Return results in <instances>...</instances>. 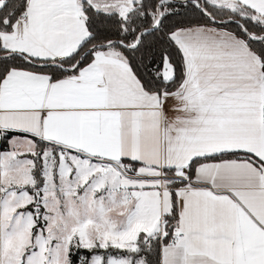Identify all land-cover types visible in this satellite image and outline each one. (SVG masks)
Returning a JSON list of instances; mask_svg holds the SVG:
<instances>
[{
  "label": "crops",
  "instance_id": "crops-1",
  "mask_svg": "<svg viewBox=\"0 0 264 264\" xmlns=\"http://www.w3.org/2000/svg\"><path fill=\"white\" fill-rule=\"evenodd\" d=\"M204 1L248 10L264 23V0ZM82 2L125 19L135 0H25L10 32L0 33V46L42 61L69 56L88 37ZM221 23L170 31L183 78L159 94L142 87L112 46L93 50L85 64L56 79L8 69L0 78V157L24 162L32 178V156L41 146L40 176L44 158L54 171L69 163L70 176L82 169L73 197L95 224L111 216L113 236L104 246L132 247L139 234L160 240L173 197L182 239L159 242L157 264H264V70L245 38ZM159 73L164 81L173 76L165 58ZM7 132L20 134L5 136L2 147ZM226 154L233 156L215 158ZM122 161L132 168L125 171ZM41 179L37 189L33 178L9 189L38 190L41 197ZM174 180L185 184L170 187ZM55 193L60 199L56 187ZM133 262L96 258V264Z\"/></svg>",
  "mask_w": 264,
  "mask_h": 264
},
{
  "label": "trees",
  "instance_id": "trees-1",
  "mask_svg": "<svg viewBox=\"0 0 264 264\" xmlns=\"http://www.w3.org/2000/svg\"><path fill=\"white\" fill-rule=\"evenodd\" d=\"M157 1L141 0L140 4H134V8L127 14L125 19H121L115 13H103L94 10L88 4L82 2V11L88 37L75 52L62 59L42 61L32 59L23 54L6 51L0 46V78L10 68H22L45 72L49 74L51 79H56L70 72L68 70L69 66L74 65L71 70L74 71L85 64L89 60L93 50L112 46L120 50L124 55L129 68L146 91L158 94L172 91L183 78V65L180 51L169 37L170 31L182 26L218 23V21H221L222 25L245 38L248 45L260 57L264 70V27L257 34L259 38L252 40L248 38L244 26L240 29L237 24V21H240L241 25H246L245 19L238 17L226 9L211 6L204 0H169L164 5H158ZM163 6L165 9H168L162 13ZM24 10L25 0H4L0 4V33L10 32L13 23L22 16ZM148 12L154 13V19H156L155 25V20L151 21ZM218 14L220 16H217ZM122 26L124 27V31H121ZM120 42L124 43V46H121ZM132 42H135L134 46L129 47L128 45H131ZM164 58L167 59L173 71V76L168 81L162 80L159 73ZM12 134L20 133L7 132L1 141L2 147L5 136ZM40 147L37 149L38 155L33 160L32 176L35 187H39L42 180L40 176L41 161L38 157ZM232 156L233 154H226L215 158ZM195 164L196 161L194 160L189 163L188 174L192 171ZM181 184H185V181L174 180L171 182L170 187ZM175 216L176 207L172 197L170 213L162 217L164 237L160 239V242H167L171 228L174 225ZM141 236L143 235H138V237ZM151 245L154 247V256L151 261L145 258V264H157L158 238H155ZM100 253L102 257H106V255L124 256L123 251L112 246L104 248L95 246L91 249L71 246L67 253L68 264L80 263L81 259L83 260L81 264H86L92 254ZM130 259L133 261V257Z\"/></svg>",
  "mask_w": 264,
  "mask_h": 264
},
{
  "label": "rangeland",
  "instance_id": "rangeland-1",
  "mask_svg": "<svg viewBox=\"0 0 264 264\" xmlns=\"http://www.w3.org/2000/svg\"><path fill=\"white\" fill-rule=\"evenodd\" d=\"M168 1L158 0L157 4L164 5ZM136 3L140 4L141 0H135L133 4ZM193 3L196 5L195 2ZM167 9L163 6L162 13ZM148 13L151 21L155 20V25L154 13ZM231 13L245 19L246 25H241L240 21H237V24L240 29L244 26L248 38L252 40L259 38L257 34L263 30L264 24L253 13L242 8ZM121 31H124L123 26ZM119 44L124 46L122 42ZM134 44L135 42H132L128 46L133 47ZM37 155V153L34 154L32 159L34 160ZM38 157L40 158V154ZM43 160L44 167L41 174L43 181L40 189L41 197H39L38 190H34L32 195L28 192H16L14 189H9L11 185L30 184L33 176L31 178L24 162L12 163L9 160V154L0 157V264H68V249L71 246L81 247L74 244L76 241L87 249L95 247L96 245H93L95 242L104 248L106 240H110L109 238L113 236L109 223L111 221L108 220L111 216L104 215L102 217L104 222L95 224L94 217L82 214L78 205L79 201L73 197L75 194L72 190L81 181L82 169L78 167L75 171L73 169V175L70 176L72 168L69 163L60 161L57 171H54L50 160L45 158ZM40 161L42 165V160ZM121 165L125 171L132 167L124 161ZM54 172H57L56 176ZM55 187L61 194L60 199L55 193ZM29 202L31 203L26 205ZM24 205L26 206L23 209H18ZM163 230L159 238L164 237ZM157 236H137L132 247L116 249L123 251L125 257H133L134 264H145V258L151 261L154 256L155 251L151 243ZM98 257H102L101 253L92 254L88 258L91 260L90 264H96ZM81 261L77 264H81Z\"/></svg>",
  "mask_w": 264,
  "mask_h": 264
},
{
  "label": "built area",
  "instance_id": "built-area-1",
  "mask_svg": "<svg viewBox=\"0 0 264 264\" xmlns=\"http://www.w3.org/2000/svg\"><path fill=\"white\" fill-rule=\"evenodd\" d=\"M181 239H182V232L176 227V225H173L166 243L176 244L180 242Z\"/></svg>",
  "mask_w": 264,
  "mask_h": 264
}]
</instances>
